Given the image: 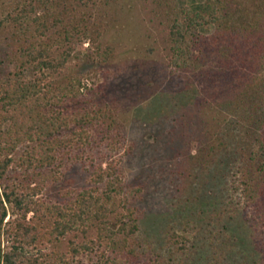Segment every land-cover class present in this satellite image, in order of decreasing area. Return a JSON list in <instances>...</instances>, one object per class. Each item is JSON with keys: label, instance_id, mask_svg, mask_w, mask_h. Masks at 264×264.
I'll return each mask as SVG.
<instances>
[{"label": "trees", "instance_id": "trees-1", "mask_svg": "<svg viewBox=\"0 0 264 264\" xmlns=\"http://www.w3.org/2000/svg\"><path fill=\"white\" fill-rule=\"evenodd\" d=\"M155 3L169 29L170 65L199 86L185 166L206 181L215 213L202 210L206 223L225 229L246 214L251 227L264 228V0ZM108 5L0 0V264H40L48 254L28 248L42 242L58 244L52 264H74L61 247L66 239L74 257L98 253V264H155L116 156L125 144L120 123L106 107L88 105L83 90L92 88L81 77L60 79L83 51L102 64L113 56L103 20L95 19V9L105 16ZM79 155L87 185L63 202L38 197L67 157ZM226 237L222 243L236 234ZM231 248L221 247L225 258Z\"/></svg>", "mask_w": 264, "mask_h": 264}, {"label": "rangeland", "instance_id": "rangeland-1", "mask_svg": "<svg viewBox=\"0 0 264 264\" xmlns=\"http://www.w3.org/2000/svg\"><path fill=\"white\" fill-rule=\"evenodd\" d=\"M108 1L106 15L97 7L95 19L103 20V44L113 46V56L102 64L90 60L83 51L69 61L60 79L81 77L83 84L92 88L83 90L88 105L106 107L120 123L125 144L116 156L121 159L126 193L140 217L139 235L145 250L155 264H264V228L251 227L246 214L236 215L225 229L206 223L208 210L215 214L213 207L209 209L206 181L203 175L194 174L201 171L199 168L191 170L190 176L185 166L189 145L184 133L189 132L192 120L200 119L193 101L199 95V86L170 65L169 29L155 0ZM192 148L194 154L196 142ZM76 157H67L62 171L50 176L38 197L63 202L66 192L76 194L87 185L83 158ZM213 175L210 173L209 179ZM228 178L221 185L226 188V198ZM229 216L225 214L224 220ZM233 232V241L222 243ZM67 241L61 247L74 264H98V253L74 257ZM10 242L3 237L5 249ZM57 246L42 242L28 250L46 252L40 264H52V249ZM224 246L232 247L231 257L225 258L227 254L221 252Z\"/></svg>", "mask_w": 264, "mask_h": 264}]
</instances>
